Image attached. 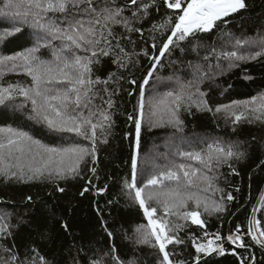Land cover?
Listing matches in <instances>:
<instances>
[{
    "label": "snow or ice",
    "instance_id": "6c2138e0",
    "mask_svg": "<svg viewBox=\"0 0 264 264\" xmlns=\"http://www.w3.org/2000/svg\"><path fill=\"white\" fill-rule=\"evenodd\" d=\"M162 7L171 11L153 22L152 12H159ZM246 7L245 0H0V46H4L25 28L32 30L33 38L32 46L23 51L13 55L0 54V105L22 98L15 105L17 110L28 109L29 120L65 139V143L60 146L51 147L22 129L0 127V177L5 182L48 180L56 183L57 190L63 192L58 181L83 178L82 165L91 163L93 167L90 171L95 175L98 146L108 143L115 123L112 110L116 107L114 97L118 94V88L108 86L119 85L120 80L124 79L120 70L127 69L133 63V56L143 55L149 59L150 68L142 83L137 85L135 80L128 81L139 88L134 108L138 115L129 114L127 117L134 125V151L130 157V179H124L121 191L143 210L147 224L137 228L136 243L156 250L155 264H190L178 258L176 247L187 243L179 235L185 227L190 226L186 222L190 220L192 225L205 229L206 221L201 219L200 209L203 208V212L208 215L222 213L226 211L224 200H234L230 192L226 197L221 196L220 202L201 197L199 192L208 191L218 179L216 175L210 174L214 168L227 165L235 173L232 161L245 158L246 152L240 150L238 142L223 140H212L200 150H187L177 145L172 155L178 157L179 162L164 155L166 163L152 160V170L148 171L138 165L142 123L147 125L148 130L171 127L182 132V112L191 114L195 107L197 111H214L217 114L223 111L226 118H233V125L242 120L249 124H264V93L213 109L195 78L185 82L176 76L175 87L162 93L154 88L153 95L148 99L145 98L144 86L149 84L156 66L161 64L166 54L170 57L176 49L184 53L182 44L185 42L191 46V51L197 52L201 45L194 41L199 34L210 33L220 24L226 26L230 21L225 18ZM145 22L150 25L147 29L139 26ZM145 31L153 41L151 47L156 50L153 53L146 49L135 51L136 39L133 37L139 34L142 39ZM165 32L170 34L157 49L155 34ZM226 35L230 37L229 43L234 41L233 50L217 51L212 46L203 57L205 61L215 58L216 67L221 68L219 61L227 60L231 68L238 66L236 62L264 57V34L257 32L256 37L251 38H236L232 33ZM129 45L132 51L128 50ZM242 48L243 52L240 51ZM42 50L50 52V58H44ZM105 58L116 70L100 78L94 75V66H102ZM197 72H202L199 64L194 66L193 75ZM9 73L22 74L30 83L17 81L5 85L4 77ZM165 79L171 81L173 77ZM129 95L132 93L129 92ZM97 100L100 102L97 103ZM237 108L243 110L237 112ZM80 141H86L87 144ZM188 161H194L199 166ZM145 172L148 175L147 182L140 187L137 177ZM88 183L91 184V180ZM201 185L206 186L201 188ZM217 190L223 192V189ZM87 191L89 188L85 187L81 195ZM153 203L156 206H151ZM190 203L195 207L189 209ZM158 208L162 210V216H157ZM256 211L253 208V214ZM9 216L8 213L0 215V241L5 242L0 244V264H50L35 248L31 250L35 256L22 258L14 243L8 246L6 242L13 236V229L26 223L21 219L14 225ZM167 216H175L178 221L185 223L165 219ZM63 227L67 230L66 224ZM261 227V220L253 215L248 221L247 235L264 251V239H261L264 238V230ZM239 232L238 226L235 234L230 233L222 238L219 232L204 231L199 239L214 237L207 239V243L198 242L195 235L188 237L197 254L193 257L196 264L202 259L199 254H224L222 245L225 239L238 248H247ZM108 235L111 237L112 233L108 232ZM169 245L173 247L168 249ZM105 256L110 257L114 264H139L135 256L122 260L114 245L99 259L91 260L90 264H107ZM240 259L241 264H244L243 258ZM251 264H255V257Z\"/></svg>",
    "mask_w": 264,
    "mask_h": 264
},
{
    "label": "trees",
    "instance_id": "16d2710c",
    "mask_svg": "<svg viewBox=\"0 0 264 264\" xmlns=\"http://www.w3.org/2000/svg\"><path fill=\"white\" fill-rule=\"evenodd\" d=\"M245 3L246 9L225 18L230 21L226 26L220 24V27L214 28L212 32L198 35L194 43L198 41L201 47L197 49V52L191 51V46L185 42L182 44L185 47L184 53L176 49L170 57L166 54L161 64L156 66L149 84L144 86L145 98L153 95L154 88L162 93L175 87L176 76L185 82L197 79L201 92L206 93L205 99L213 109L264 93V57L254 61L236 62L238 66L231 68L228 67L227 60L221 59L219 61L221 68H217L215 58L210 61L203 59L212 46H215L217 51L233 50L234 41L229 43L230 37L226 33H232L236 38L256 37L257 32L264 34V0H245ZM170 11L163 7L159 12L153 11L151 20L157 22ZM139 26L145 29L150 27L148 22ZM31 31L25 28L22 33L10 38L4 46H0V54L13 55L31 47L33 40ZM168 34L170 33L155 34L157 49ZM133 38L136 39V52L142 49L148 50L149 53L156 51L151 47L153 41L147 31L142 39L139 34ZM128 50L132 51L131 45L128 46ZM240 51L243 52L244 49ZM41 55L46 59L50 58V52L47 50H42ZM132 61L133 63L127 69L120 70L124 79L120 80L119 85L108 86L118 88V94L114 97L116 107L112 110L114 113L112 119L115 123L108 137V143L98 146L95 175L90 171L93 167L91 163L82 165L81 177L83 178L58 181L59 187L64 189L63 192L57 190L56 183L48 180L5 182L0 177V215L10 214L9 220L14 225L21 219L26 221L18 229H13V236L6 242L8 246L14 243L22 258L35 256V253L31 251L35 248L50 264H90L91 260L99 259L114 245L122 260L126 261L135 256L139 264H145V261L147 264H155L156 250L136 243L137 228L147 224L143 210L138 204H133L131 199L121 191L124 179H130V157L134 151V125L127 117L129 114L138 115V111H134V108L137 105L139 88L128 81L135 80L137 85L141 84L150 68L149 59L143 55L133 56ZM197 64L202 66V72H197L194 76V66ZM115 70V66L105 58L102 66H94V75L105 78L109 71ZM221 70H223L222 74ZM167 77H173V80L165 79ZM17 81L30 83L27 77L14 73L5 75L3 83L7 85ZM129 92L132 95H129ZM21 99L0 105V127L11 126L22 129L42 144L51 147H58L65 143V139H62L60 135L29 120L28 109L17 110L15 105ZM99 102L97 100V103ZM181 119L184 122L182 132H177L171 127H154L148 130L147 125L142 124L138 156V165L141 169L147 168L151 171L150 162L161 155L160 164L166 163L164 155L179 162V158L172 156L171 150L164 146L171 139L187 150L206 148L207 143L212 140L238 142L240 150L246 152V157L239 161H232L235 173L227 165L219 169L214 168L210 173L216 175L218 179L208 191L200 192L209 194L205 197L217 202H220L221 196L226 197L230 192L234 200H224L226 211L222 213L208 215L200 209L201 219L206 221L205 229L192 225L190 220L186 222L190 226L185 227L179 235L187 243L176 246L179 251L178 258L187 260L190 264H196L193 257L197 254L188 237L195 235L198 237V242L207 243V239H214V237L199 239L204 231L219 232L222 238H226L230 233L235 234L239 226V234L243 237L247 248H238L225 239L222 245L225 248L224 254L215 252L209 255L199 254L202 256L199 264H241L240 258H243L244 264H251L253 257H255V264H264V251L247 235L248 221L253 215L261 220V230H264V163H262L264 161V124L259 122L249 124L242 120L239 124L233 125L231 123L233 118H226V113L223 111L217 114L214 111H197L195 107L192 108L191 114L182 112ZM66 137L67 134H65ZM188 140H194L196 146L191 143L186 144ZM80 142L87 144L86 141ZM188 163L199 166L194 161H188ZM147 178L146 172L144 177L138 175L137 180L142 179L140 183L144 184ZM89 180L91 184L88 183ZM205 186L201 185V188ZM85 187H88L89 191L81 195ZM105 188L103 192L97 191ZM217 189H223V192ZM28 197H31V200H28ZM151 206L156 205L153 203ZM253 208L257 209L255 214H253ZM162 215V210L158 208L157 216ZM165 219L185 223L178 221L175 216H167ZM65 224L67 230L63 227ZM108 232L112 233L111 237ZM2 243L5 242L0 241V244ZM172 247L173 245H169L168 249ZM105 259L107 264H114L110 257L105 256Z\"/></svg>",
    "mask_w": 264,
    "mask_h": 264
},
{
    "label": "rangeland",
    "instance_id": "374dc122",
    "mask_svg": "<svg viewBox=\"0 0 264 264\" xmlns=\"http://www.w3.org/2000/svg\"><path fill=\"white\" fill-rule=\"evenodd\" d=\"M150 98V97H149ZM148 99V98H147ZM243 109L242 108H237L236 109V111L237 112H239V111H242ZM142 124H144V123H142ZM181 141V140H180ZM194 141V140H193ZM193 141H189L188 140V142L186 143V144H194L195 145V143L193 142ZM175 142H177V141H175V140H173V139H171V140H169V141H167L165 144H164V146L165 147H167V148H169L171 151H170V153H171V155L172 154H174L175 153V150H176V148H175V146L176 145H178L179 143H175ZM196 142V141H195ZM163 146V147H164ZM196 146V145H195ZM173 156V155H172ZM161 159H162V155L160 156V157H157V159H156V161H157V163H158V161H159V163L161 162ZM150 160H152V159H150ZM152 162V161H151ZM151 162H150V164H151ZM148 166H149V164H148ZM146 175V172L144 173V174H141V177H144ZM142 180V179H141ZM140 180V181H141ZM140 181H138L137 180V183H138V186H140V187H143V183H140ZM201 193V192H200ZM207 194V193H206ZM199 194L201 197H205V196H208L209 194ZM207 198V197H206ZM153 205V204H152ZM195 207V205L194 204H191L190 203V205H189V209H192V208H194ZM201 209H203V208H201ZM181 210H183V209H181ZM258 234V233H257Z\"/></svg>",
    "mask_w": 264,
    "mask_h": 264
}]
</instances>
